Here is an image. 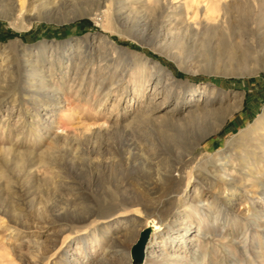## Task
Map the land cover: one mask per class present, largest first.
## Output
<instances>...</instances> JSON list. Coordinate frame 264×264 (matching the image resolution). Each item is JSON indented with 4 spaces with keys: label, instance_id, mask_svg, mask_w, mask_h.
<instances>
[{
    "label": "rangeland",
    "instance_id": "rangeland-1",
    "mask_svg": "<svg viewBox=\"0 0 264 264\" xmlns=\"http://www.w3.org/2000/svg\"><path fill=\"white\" fill-rule=\"evenodd\" d=\"M159 1L0 0V264H264V0Z\"/></svg>",
    "mask_w": 264,
    "mask_h": 264
},
{
    "label": "bare ground",
    "instance_id": "bare-ground-1",
    "mask_svg": "<svg viewBox=\"0 0 264 264\" xmlns=\"http://www.w3.org/2000/svg\"><path fill=\"white\" fill-rule=\"evenodd\" d=\"M18 1H21V0H18ZM159 1V0H157ZM210 2V0H209ZM163 1H159V7L153 12L154 14H152L150 16H146L144 14L140 15L139 17H135L136 20H133V22H137V23H143L145 25V29L147 30V32L151 31L153 32L155 35H160L161 34V29L164 27V20L162 18V11L161 9H163L164 5H163ZM212 3V2H211ZM210 3V5H211ZM209 5V6H210ZM213 5V3H212ZM211 5V6H212ZM210 10V9H209ZM188 15V14H187ZM33 18V17H31ZM120 18V17H119ZM121 19V18H120ZM119 19V20H120ZM125 19V18H124ZM128 19V18H127ZM126 19V21H128ZM124 22V21H123ZM132 24V23H131ZM104 27V26H103ZM102 37L105 38V35L102 34ZM106 39V38H105ZM87 48L88 49H91L93 51H96V52H100L101 50L99 49V47H97L95 44L91 43V44H88L87 45ZM102 52V51H101ZM100 52V53H101ZM145 64H146V61L145 62H142L141 65H142V68L145 67ZM155 68V70L157 71H161L163 70L160 66H155L153 67ZM153 71V72H156V71ZM153 74H150V79L151 77L153 78ZM158 83V81L156 82ZM51 99H54V98H51ZM41 165V164H40ZM148 187V186H147ZM155 193L154 192V188L152 189L151 187L149 188H146L145 189V196L146 198L152 196V194ZM153 197V196H152ZM144 198V197H143ZM141 196H133V197H130V196H126L124 201L126 203H133V204H136V205H140V204H143L144 203V200ZM167 198L164 200H161L159 202H157L158 204H156V206H152V204H147L145 203L144 205H146L148 208H150V212L147 213V220H145L144 222H141L140 226H145L146 222L147 221H155L156 223H158L159 221H161L160 219V216H161V212L164 210V209H161V207L165 206L167 204V202H164L166 201ZM136 210H138V208H136ZM138 218H141V216L139 215ZM158 221V222H157ZM142 227V228H143ZM170 229L173 231V232H178L180 230H185V231H188V228L187 227H183L181 229L180 226H177L176 222H173L171 225H170ZM169 230V229H167ZM159 231V229L157 230ZM157 231L156 232H153L149 239H148V236H149V231H148V234H147V238L144 242V246H143V256L141 257V262L143 261V258H144V252L147 253L149 248L153 245L152 243L155 241V239L157 238L156 234H157ZM180 234V233H178ZM183 236V234H181ZM206 237V235L204 234L203 235V238ZM201 238V237H200ZM175 239V238H173ZM148 240V241H147ZM183 240V239H182ZM147 242V243H146ZM185 242V240H184ZM146 243V244H145ZM78 252L81 253L83 255L84 258H86V261L84 262V264H110L109 262V258L108 257H99V258H93L91 256V253H89V239H87L86 237H82L81 238V241L79 243V246H78ZM70 249L69 248H66L64 251H63V255H65L66 257H68L69 255H71L72 253L69 251ZM130 257H131V260L133 259V257L131 256V252H130ZM177 259H181V257H178ZM147 260V259H146ZM176 260V259H175ZM134 261V260H133ZM153 261V260H152ZM147 262V261H146Z\"/></svg>",
    "mask_w": 264,
    "mask_h": 264
},
{
    "label": "water",
    "instance_id": "water-1",
    "mask_svg": "<svg viewBox=\"0 0 264 264\" xmlns=\"http://www.w3.org/2000/svg\"><path fill=\"white\" fill-rule=\"evenodd\" d=\"M150 227L144 228L139 232L138 238L132 244L130 248L131 256L133 257L134 261H140L141 257L143 256V246L144 242L147 238L148 231Z\"/></svg>",
    "mask_w": 264,
    "mask_h": 264
}]
</instances>
